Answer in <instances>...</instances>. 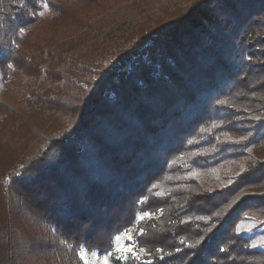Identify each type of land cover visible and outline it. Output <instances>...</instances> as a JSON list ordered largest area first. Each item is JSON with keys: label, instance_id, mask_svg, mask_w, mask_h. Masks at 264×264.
<instances>
[{"label": "trees", "instance_id": "obj_1", "mask_svg": "<svg viewBox=\"0 0 264 264\" xmlns=\"http://www.w3.org/2000/svg\"><path fill=\"white\" fill-rule=\"evenodd\" d=\"M45 4L52 21L73 11L0 0L5 121L28 116L4 92L38 65L31 31ZM67 76L52 99L68 118L0 172V264H85L83 246L112 250L144 210L159 215L139 237L151 253L134 264H264L236 231L264 216V0L166 9Z\"/></svg>", "mask_w": 264, "mask_h": 264}, {"label": "rangeland", "instance_id": "obj_2", "mask_svg": "<svg viewBox=\"0 0 264 264\" xmlns=\"http://www.w3.org/2000/svg\"><path fill=\"white\" fill-rule=\"evenodd\" d=\"M67 1L73 10L69 16L61 15L52 21L58 13L55 15V11L45 4L40 12L42 20L33 26L32 38L42 43L37 51L35 70L7 79L4 98L28 116L22 122L14 117L5 121V115L0 113V172L24 149L30 152L43 143L36 137L40 130L48 128L47 132L54 131L68 118L66 113L59 112V106L52 99L66 84L68 72H86L89 67L107 59L116 42L128 32L142 23L155 22L166 9L186 6L193 0ZM13 123L18 127L11 129ZM205 178L208 182H216L211 171L206 172ZM0 198H6L1 194V187ZM158 215L150 210L139 211L133 225L115 235L112 250L99 252L83 246L82 260L85 264H134L137 259L131 252L121 253L119 249L123 248H131L140 258H146L151 252L141 246L139 237L144 225L154 221ZM238 228L241 231H237ZM236 231L248 238L251 247L264 251V246L258 243L264 237V216L243 217L237 223Z\"/></svg>", "mask_w": 264, "mask_h": 264}, {"label": "snow or ice", "instance_id": "obj_3", "mask_svg": "<svg viewBox=\"0 0 264 264\" xmlns=\"http://www.w3.org/2000/svg\"><path fill=\"white\" fill-rule=\"evenodd\" d=\"M243 139V138H242ZM142 219V218H141ZM248 231H251V229H247ZM237 231H241V229H237ZM117 239H119V237H117ZM261 246H264V237H261V239L259 240V242H258ZM254 247H255V245H253ZM119 251L121 252V253H127V252H131V254H132V256L134 257V258H136V259H139L140 257H139V254L138 253H135L131 248H123V249H119ZM141 251L143 252L144 250L143 249H141ZM159 251H163V249H160ZM222 251H223V249H222Z\"/></svg>", "mask_w": 264, "mask_h": 264}]
</instances>
